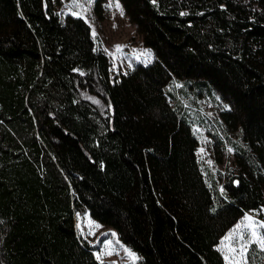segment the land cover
<instances>
[{"label": "trees", "instance_id": "16d2710c", "mask_svg": "<svg viewBox=\"0 0 264 264\" xmlns=\"http://www.w3.org/2000/svg\"><path fill=\"white\" fill-rule=\"evenodd\" d=\"M119 2L153 59L111 81L81 17L0 0V264H101L85 211L138 264H223L219 238L264 207V0ZM185 89L228 106L234 174L202 171Z\"/></svg>", "mask_w": 264, "mask_h": 264}, {"label": "rangeland", "instance_id": "374dc122", "mask_svg": "<svg viewBox=\"0 0 264 264\" xmlns=\"http://www.w3.org/2000/svg\"><path fill=\"white\" fill-rule=\"evenodd\" d=\"M54 1L55 9L61 15L70 13V11L81 12L83 18L81 16L79 17L89 25L91 34L92 29H95L97 34L95 37L96 45L108 55L110 60L111 81L119 76V74L125 73L131 69L135 63H145L143 57L141 60H136L135 55L139 54L142 50L149 49L142 45L141 35L138 33L135 25L129 20L119 0H93L90 7L85 3V0H77V3L82 5L83 8H89L87 12H83V8L81 7H74L71 10L67 8L66 5L71 4L72 0ZM110 2L113 4L118 2L123 9L124 15H120V10L115 7L108 8L107 5ZM115 45H125L126 47L123 48L121 52H116L114 48ZM133 50L136 51L134 52ZM149 52L151 53L150 61H152L153 54L150 50ZM113 53L115 55H113ZM179 86L178 83L174 85V87ZM186 90L187 89H185V91ZM187 91L188 94L186 92L187 96L183 100L187 102V106L189 107L188 112L192 119L191 126L197 139L195 155L202 171L204 172L205 169H208L219 180H221L225 174H234L237 167L234 163L232 152L228 151L229 147L225 142L220 143L218 141L219 136L222 135L219 127H223L222 123L219 121V112L226 108V103L221 101L218 96L212 92L208 93L202 90L194 94L190 90ZM86 97H91L90 100L92 102L99 107L102 106L96 97L87 94ZM170 102L172 103V101ZM201 148L204 149L203 159H201V153L199 151ZM208 161H211V164H209ZM245 214L252 215L257 221H264V212H258V210L244 212L242 217L219 238L216 248L219 245V241L243 219ZM89 222H91V225ZM77 225H79V227ZM96 225H99V227H96ZM74 229L80 238L85 239L95 248L92 252L95 258L97 253L105 251L108 247L107 242L112 241L111 246L115 251L112 255L102 256V261L107 264H113V262H115V264H133L124 252V248H130L121 241L117 231L110 226L98 223L89 216L87 211L79 215L76 213L74 214ZM90 232L94 234H89ZM112 233L116 235L113 236ZM117 241H119L118 244ZM221 256L223 259L222 253ZM135 264H138L137 260ZM223 264H225L224 259Z\"/></svg>", "mask_w": 264, "mask_h": 264}, {"label": "snow or ice", "instance_id": "6c2138e0", "mask_svg": "<svg viewBox=\"0 0 264 264\" xmlns=\"http://www.w3.org/2000/svg\"><path fill=\"white\" fill-rule=\"evenodd\" d=\"M85 3L91 6L93 3V0H85ZM153 3H155V0H153ZM67 8L70 10L74 7H81L83 8L82 5L77 3V0H72L71 4L66 5ZM108 8L115 7L120 10V15H124L123 9L119 5V3H109L107 5ZM89 8H83V12H87ZM71 15L75 16H81V12H75V11H70ZM181 15H185V13H181ZM83 18V17H82ZM115 27V25H114ZM96 31L93 28L92 29V36L93 38L96 37ZM125 45H115V51L116 52H121L123 48H125ZM134 52L136 50H133ZM113 55H115L113 53ZM144 58V62H150L151 59V53L149 50H142L139 52V54L135 55L136 60H141V58ZM78 71V70H76ZM83 74V73H81ZM91 99V97H89ZM98 103V101H97ZM227 108L228 106L225 105ZM201 153V159H203L204 155V149L201 148L200 150ZM229 152H232L233 149L229 148ZM209 164H211V161H208ZM221 194H223L224 189L221 187L220 189ZM258 212H264V208L259 209ZM79 215V214H78ZM91 225V222H89ZM79 227V225H77ZM96 227H99V225H96ZM264 221H257L254 219L252 215L245 214L243 216V219L237 223L220 241L219 245L217 247V250L220 251L223 254V259L225 261V264H248L249 260V249L255 245L257 246L261 252H264ZM89 234H94V233H89ZM113 236H115V233H112ZM119 241H117V244ZM108 247L105 249L103 252H99L96 254L97 260H101V264H103L102 261V256L104 255H112L113 252L115 251L114 248H112V241L107 242ZM122 247V246H121ZM124 252L126 255L129 257V259L135 264V261L138 259L136 254L132 252L128 248H124ZM115 264V262H113Z\"/></svg>", "mask_w": 264, "mask_h": 264}]
</instances>
